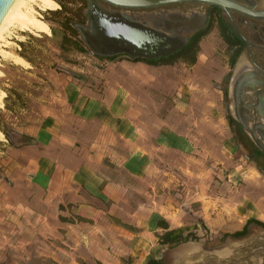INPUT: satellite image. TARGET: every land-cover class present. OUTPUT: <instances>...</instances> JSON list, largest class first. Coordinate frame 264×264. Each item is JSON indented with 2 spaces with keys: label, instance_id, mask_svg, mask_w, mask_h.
<instances>
[{
  "label": "rangeland",
  "instance_id": "374dc122",
  "mask_svg": "<svg viewBox=\"0 0 264 264\" xmlns=\"http://www.w3.org/2000/svg\"><path fill=\"white\" fill-rule=\"evenodd\" d=\"M72 2L68 4L71 13L64 15H54L62 11L59 3L54 10L32 6L31 15L46 22L50 33L10 27L0 42L1 49L24 58L30 66L0 55V89L7 95L0 105V126L9 136L0 135V188L10 186L5 178L7 150L11 141L15 145L22 142L17 129L60 106L58 91L68 78L100 73L105 61L111 60L95 53L84 38L95 33L89 0ZM261 2L264 0H256L253 8L264 10ZM99 4L186 39L193 33H184L178 21L206 17L209 10V5L199 3L143 10H118ZM67 20L77 34L64 26ZM236 21L252 40L253 56L264 70V21L240 15ZM233 52L215 27L201 41L195 65L181 58L161 66V91L157 96L148 93L149 97L141 98L150 106L149 112L141 115L146 121L143 140L150 151L154 142L164 145L153 150L150 162L149 178L155 188L150 194L136 188L123 212L136 211L139 222L150 223L144 230L151 235L152 249L146 251L161 264H264L262 228L251 224L246 237L230 236L242 230L248 220L264 223V174L247 158L227 119L229 104L231 113L248 127H264V73L250 67L245 53L243 70L235 73L232 85L239 87L243 106L234 108L232 99L227 104L222 89ZM126 58L120 55L116 59ZM4 96L0 94V104ZM256 131L263 141L262 132ZM60 212L29 208L22 194L0 192V264H142V251L132 245L130 235L139 229L123 223L126 217H113L106 209L99 216L80 215L71 207L69 213ZM126 219L130 220L128 215ZM159 219L167 220L172 230L194 233L198 240L167 249L159 239L165 232L152 224Z\"/></svg>",
  "mask_w": 264,
  "mask_h": 264
},
{
  "label": "crops",
  "instance_id": "0c3cea01",
  "mask_svg": "<svg viewBox=\"0 0 264 264\" xmlns=\"http://www.w3.org/2000/svg\"><path fill=\"white\" fill-rule=\"evenodd\" d=\"M22 59L26 65H19L29 68V63ZM105 62L100 73L93 71L68 78L58 91L62 98L60 106L17 129L20 136L31 138L33 144L7 150L5 178L10 186L0 188V192L20 193L24 203L34 209L52 208L69 213L71 207L80 215L94 216L106 209L107 214L120 219L128 215L130 220L124 218L122 222L139 229L130 234L131 241L142 251V264H147L158 260L146 251L152 249L151 235L144 230L150 223L139 222L136 211L128 214L123 210L136 188L147 194L155 188L149 178L150 162L153 150H161L164 142H154L150 151L143 140L146 121L141 115L148 113L150 106L142 103L141 98L149 97L148 93L157 96L161 91L158 85L164 81L163 67L130 58ZM0 91L5 94L2 107L7 95ZM160 223L169 226L164 219L152 222L166 232Z\"/></svg>",
  "mask_w": 264,
  "mask_h": 264
},
{
  "label": "water",
  "instance_id": "95a60500",
  "mask_svg": "<svg viewBox=\"0 0 264 264\" xmlns=\"http://www.w3.org/2000/svg\"><path fill=\"white\" fill-rule=\"evenodd\" d=\"M15 0H0V24L2 23L8 10ZM247 5L241 4L235 0H89L95 25V37H103L105 45L110 48L109 53L101 54L93 48L84 38L91 49L102 57H115L125 55L129 58H141L144 60H158L175 55L188 43V39L172 36L154 29L150 26L135 22L126 17L120 11H110L100 6V2L110 8L118 10H143L157 7L171 6L185 3H199L220 8L232 21L234 27L232 12H237L252 19L263 20L264 11L255 10L243 0ZM195 18V17H194ZM192 18V19H194ZM192 19L179 20L178 23L184 33H194L199 30L205 23L206 17L199 28L193 32L186 29V23ZM179 26V27H180ZM103 28L102 32H99ZM237 29V28H236Z\"/></svg>",
  "mask_w": 264,
  "mask_h": 264
},
{
  "label": "trees",
  "instance_id": "16d2710c",
  "mask_svg": "<svg viewBox=\"0 0 264 264\" xmlns=\"http://www.w3.org/2000/svg\"><path fill=\"white\" fill-rule=\"evenodd\" d=\"M54 1L57 4L59 3L61 8H62L61 12H55L54 15H62V14L64 15V14L71 13V10L68 9V4H73L72 0H54ZM211 10H212L211 13H209L207 15V18H206L204 25L189 38L188 43L182 48L181 51H179L175 55L169 56L167 58H161L158 60H144L141 58H133V61L144 62V63L149 64L151 66H162V65H171L176 60L181 59V58H185L188 61H190V63L192 65H195L197 62V54L200 51L201 41L203 39H205L213 31V29L215 27H217L219 32H220L221 37L224 39V41L230 47L239 46V48L232 55L231 60H230V67H231V69H233L237 63L238 58L240 57V55L243 51L241 39L234 32L230 23L227 21V19L223 16V11L220 8L215 7V6H211ZM70 23H71V20H67L64 23V26L67 29L72 30L74 34H77V32L71 27ZM117 57L118 56L111 57L110 59L114 60ZM231 76H232V73H229L228 76L225 78L226 84L229 83ZM222 91L224 93L225 102L227 103L228 97H229L228 96V90H227V88H223ZM8 98H9V96H8ZM227 119H228V123H229L230 127L236 129L239 135H242L244 138L247 139V137L242 134L243 129H242L241 125L239 123H237L230 115L227 116ZM0 132L3 133L7 139H9L8 133H6L1 126H0ZM20 138L22 139V142L19 145H15L11 141V143H12L11 146L12 147H21V146H28V145L33 144V141L31 138H28L25 136H20ZM251 148H252L251 154H252V157L254 158V161L256 163H258L260 171L264 172V169L260 166V164L257 160L260 158H264V153L262 151H260L258 148H256L254 145ZM251 223H255V224L264 228L263 222L258 221V220H250L247 222V224L245 225V227L243 228L242 231H238V232H236L230 236L234 237V238L244 237L247 234L248 225ZM160 225H162V227H164V229L167 230L159 238L161 245L166 247L167 249H171L173 247H176V246L183 244V243H187L189 241L198 240V236L195 235L194 233L185 234V232L183 230H169V226L166 223H160ZM147 264H161V260H150Z\"/></svg>",
  "mask_w": 264,
  "mask_h": 264
},
{
  "label": "flooded vegetation",
  "instance_id": "af4514ba",
  "mask_svg": "<svg viewBox=\"0 0 264 264\" xmlns=\"http://www.w3.org/2000/svg\"><path fill=\"white\" fill-rule=\"evenodd\" d=\"M235 1H237V2H239L241 4H244V5H247L243 0H235ZM104 5H106V4H104ZM260 5L264 6V2H261ZM107 7H109V6H107ZM255 10H257V9H255ZM211 11H212L211 10V6H209V10L206 12V18H207V15L209 13H211ZM235 15L236 16L240 15V16H242L244 18H246V16H244L242 14H239L237 12H232L233 21H234L237 29L234 27L231 19L230 18L229 19L226 18L225 13L223 12V16L227 19V21L230 23L232 29L234 30V32L241 39L243 51H242L240 57L238 58L235 67L233 69H231V67H230V70H229L228 74L232 73V76H231V79H230L228 84H226L225 79H224V87L223 88H227V90H228V96L229 97H228L227 104L229 103L230 99H232L233 107L237 108V109H240L243 106L242 93L239 90V87H234V86L232 87V85H233V80H234L235 73H238L241 69L243 70L244 66L242 67V65H241V62H243V61H241V60H243L244 54L246 53L249 56V58H250V61H249L250 67L255 72H257V73L263 72L264 73V70L260 66L259 61L257 59H255V57L253 56L254 44H253L252 40L247 36V34L245 33V30L242 28L241 24H238V22L236 21V16ZM256 20H258V19H256ZM258 21H264V19L263 20H258ZM192 35H190V37ZM232 48L234 49V52H233V54H234L237 51V49L239 48V46H233ZM228 74L226 75V77L228 76ZM230 110H232V107L229 108V104H228L227 111H228L229 115L237 123H239L241 125V127L243 129V133L242 134L244 136H246L247 139L244 138L242 135H239L236 129L231 128L234 137L236 138V140L239 143V145L241 146V148L246 152L247 158L251 162L255 163L259 167L258 163H256L254 161V158L252 157V154H251V149L252 148L251 147L254 145L256 148H258L260 151H262L264 153V137H263V141H262V137H260L259 135L257 137V131H256V129L258 128L259 133L262 132L261 134L264 136V127L258 126V127H256V129H252L251 127H248V125L245 123V121H243L238 115H235L234 113H231ZM257 160H258L260 166L264 169V158H260V159H257ZM262 173L264 174V172H262ZM251 224H254V225H256V226H258V227H260V228H262L264 230L263 227L255 224V223H251ZM251 224L248 225V231H247V234L244 237H246L249 234V230H250L249 227H250ZM244 237H241V238H244ZM232 238L233 239H241V238H234V237H232Z\"/></svg>",
  "mask_w": 264,
  "mask_h": 264
},
{
  "label": "bare ground",
  "instance_id": "6f19581e",
  "mask_svg": "<svg viewBox=\"0 0 264 264\" xmlns=\"http://www.w3.org/2000/svg\"><path fill=\"white\" fill-rule=\"evenodd\" d=\"M245 1L251 7L255 6L256 0ZM32 6H37L45 10H54V8L57 7V4L54 0H15L13 5L5 15L2 23L0 24V42L2 41L4 34L8 32V29L10 27L19 26L31 33H50L49 26L44 21L31 15V13L33 12ZM203 21L204 15H197L194 19L186 23L187 31H195L201 26ZM100 29L102 30H100L99 32H102L103 28L100 27ZM85 37L95 50H97L101 54L109 53L110 48L108 45H105V40L103 37H95L92 34L86 35ZM0 55L8 59H13L17 64H24V61L20 56L12 55V53H10L9 51L1 49V44ZM0 94H2L1 91ZM0 135H2L3 137V134L1 132Z\"/></svg>",
  "mask_w": 264,
  "mask_h": 264
},
{
  "label": "built area",
  "instance_id": "2783aa9c",
  "mask_svg": "<svg viewBox=\"0 0 264 264\" xmlns=\"http://www.w3.org/2000/svg\"><path fill=\"white\" fill-rule=\"evenodd\" d=\"M17 48H18L19 51H21V46L18 45Z\"/></svg>",
  "mask_w": 264,
  "mask_h": 264
}]
</instances>
